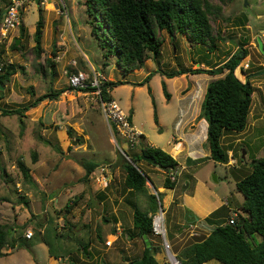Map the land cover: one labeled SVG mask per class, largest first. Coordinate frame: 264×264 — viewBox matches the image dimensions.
Masks as SVG:
<instances>
[{"label": "rangeland", "instance_id": "374dc122", "mask_svg": "<svg viewBox=\"0 0 264 264\" xmlns=\"http://www.w3.org/2000/svg\"><path fill=\"white\" fill-rule=\"evenodd\" d=\"M3 3L4 0H0V13H3ZM65 3L69 18L49 10L50 6L46 9V6L30 2L22 13L25 35L18 39L21 28H17L8 42L0 44V49L5 52L4 62L19 68L10 82L5 86L0 85L1 106L16 109L30 104L50 90L69 88L68 70L73 68L70 63L76 61L78 69L85 71L91 79L92 70L96 69L108 82L130 81V84H124L125 87L113 89V94L126 112L131 114L135 110L138 126L156 144L154 135L159 130L155 123L158 114L167 115L173 108L179 107V86L187 84L188 88L189 84L191 87L202 85L205 97L206 81L223 78L228 72L214 77L202 74L194 76L198 79L189 81H174L181 77L174 78L168 87L173 99L168 101L163 89V71L202 68L196 65L197 62H205V68L210 69L223 65L236 51H245L247 56L235 74L242 82H246V76H250L255 87L248 126L244 132H229L223 141L226 146H231L238 163L232 166L210 163L198 167L193 174L203 177L211 171L207 178L209 182L217 185L232 200L234 212H239L238 207L244 197L237 190L232 174L236 167H242L243 171H238L239 180L252 172L255 159L264 158V55L256 43V38L264 40V0H212V3L222 7L216 18L210 17L214 35L219 37L215 52L209 53L207 47L191 42L187 47L183 35L171 36L162 31L158 34L163 42L159 63L150 56L136 74L121 71L116 64V57L108 60L103 58L99 41L91 35L88 20L92 18L86 12V0H65ZM61 7L65 11L63 4ZM40 18L44 24V52L41 57H37L34 35ZM247 22L250 29L245 27ZM16 39L20 42L18 46L22 45L20 49L12 48ZM54 47L58 55L55 59L56 77L51 75L49 68L46 72L41 69L42 66L46 68V59L51 58ZM248 62H251L250 66ZM149 73L154 74L152 81L143 86L138 85ZM25 116L21 121L19 116H3L0 112V225L14 231L13 234L11 232L12 238L24 239L28 231H32L34 237L30 240L32 242L24 240L28 244L25 247L6 250L11 256H5L0 264H49L47 248L42 249L37 235L42 230L49 233V241L58 249L56 234L67 233L63 230V217L59 216L67 203L72 204V213L68 218L76 227L65 246L73 250L77 264H126L139 258L145 244L139 237H131L135 232L133 207L137 205L142 211H149L150 195H154L159 208L153 215L157 214L160 207L163 208L160 199L162 204L164 199L158 187L167 173L145 161H138L136 166L149 178L147 191L133 192L126 188L123 166L126 162H132L131 157L137 155L139 149L127 148L125 142L113 133L94 91H67L56 100L43 101L36 108L25 112ZM255 122V128L248 133ZM243 153L245 159L242 158ZM124 156L129 160L120 165ZM19 159L31 169L34 182L24 181L17 166ZM85 160L100 164L89 181L84 180L86 170L81 162ZM103 168L106 169V175L101 172ZM227 175L228 179L225 178ZM104 176L106 180L102 179ZM186 179L187 175L180 176V189L186 184ZM75 200L77 204H73ZM163 210L166 239L170 247H164L161 237L153 235V240L160 248L157 260L162 264H172L168 253L176 257L179 249L207 236L211 225L189 224L185 222L186 212H178L173 207L168 212ZM179 220L184 224L179 223ZM256 240L259 242L261 238L256 236ZM108 241L111 246L106 244ZM81 244H88L90 257L80 251ZM30 245L31 248H28ZM57 264H69V261L64 258ZM215 264L220 263L215 261Z\"/></svg>", "mask_w": 264, "mask_h": 264}, {"label": "trees", "instance_id": "16d2710c", "mask_svg": "<svg viewBox=\"0 0 264 264\" xmlns=\"http://www.w3.org/2000/svg\"><path fill=\"white\" fill-rule=\"evenodd\" d=\"M86 7L88 16L92 18L88 20L91 35L99 41L98 46L103 51V58L108 60L110 57H116L118 68L125 74L142 69L150 56H153L159 63L163 42L158 34L162 31H166L171 36L184 35L192 44L207 47L209 53L217 50L216 44L219 37L214 35L210 17L216 18L221 13L222 7L212 3V0H86ZM2 14L1 11L0 22ZM43 25V20L40 18L34 35V52L37 57H41L44 52ZM20 28L21 36L18 39L25 35L24 26L22 25ZM17 42L16 39L12 48L20 49L22 47V45L18 46ZM260 51L264 55V48ZM4 54V50L0 49V64L4 65V72L0 74V85L2 86L10 82L11 78L19 72L17 65L4 62ZM57 56V50L54 47L51 58L46 59V68L41 67L42 72H46L49 68L51 75L57 76V62L55 61ZM246 56L245 51L238 50L223 65L210 69L191 68L177 72L163 71V74L168 78L187 73L219 76L228 71L223 78L214 80L208 85L200 115L208 122L207 145L211 151V158L220 164H228L229 151L232 150L231 146H226L223 143L224 137L229 132H243L248 126L255 87L252 85L250 76H246V82H242L235 74L240 62ZM104 65L107 66V62ZM74 72L73 68L68 70V74ZM153 75V73L149 74L138 85L143 86L148 83ZM123 84L125 83L112 81L104 83L101 86L103 100H111L112 89ZM163 89L165 96L170 99L171 96L165 83ZM67 91L76 90L70 86L60 90L53 89L37 97L30 104L16 109H5L0 102L1 115H16L22 121L26 117L25 112L36 108L45 100H56ZM82 91H95V89L90 88ZM30 92L33 96L35 95L34 91ZM0 98L2 99V97ZM144 139L145 136L142 135L141 143L137 147L139 153L131 157L132 163L136 165L138 161H143L141 156L144 154L156 161V164H147L158 166L167 174L171 170L178 169L179 163L175 158L161 148L145 144ZM54 148L57 149L56 146ZM132 163L126 162L123 166L126 172L125 186L129 191L146 192L148 175ZM81 164L86 170L85 181H89L90 176L100 166L95 161L86 160ZM17 166L25 182H34L31 169L22 159L18 160ZM176 184L177 181L172 182L168 175L166 176L164 181L166 188L173 189ZM236 187L243 195L244 200L238 207L239 212H236L238 217L235 224L216 223L215 221L222 214L228 215L229 208L222 207L214 212L204 220V222L213 225L210 233L200 240L187 244L176 253L181 264H206L210 261H217L220 264H264V158L253 161L252 172L239 179ZM160 202V206H163L162 198ZM25 203L29 204L28 201ZM73 204H77V200ZM133 208V230L135 232L131 234V237H139L144 241L145 246L139 258L126 264H161L156 259L160 248L155 245L152 233V216L159 208L156 196L150 195L149 211H142L137 205ZM72 209V204L67 203L65 209L60 211L59 216H62L64 220L63 230L67 233L56 234L58 249L54 248L53 243L49 241L51 239L49 233L44 232L43 239L51 257L55 259L67 258L69 264H77L73 250L67 249L65 246L76 227L68 218ZM188 218L196 223L194 216H188ZM11 232L12 229L8 226L0 225V258L8 255L4 250L28 245L24 242V240H29L27 238L11 239ZM41 233L42 231L39 232L38 237ZM144 235L150 240V247H147ZM256 236L261 238L259 242L256 240ZM80 248L81 252L90 257L88 244H81ZM83 264L87 263L83 262Z\"/></svg>", "mask_w": 264, "mask_h": 264}, {"label": "crops", "instance_id": "0c3cea01", "mask_svg": "<svg viewBox=\"0 0 264 264\" xmlns=\"http://www.w3.org/2000/svg\"><path fill=\"white\" fill-rule=\"evenodd\" d=\"M3 7H4V3H3ZM47 7H49L48 8L49 10H54V8L56 7V1L50 2L49 4H47L46 9ZM245 27L247 29H250V25L248 22ZM184 37L186 38V43L188 47L190 42L186 36ZM257 39L258 38H256V43L258 45ZM262 42L264 44V40H262ZM205 64H206L205 62L196 63L197 66H201L204 69H208V68H205ZM248 64H249L248 66H250L251 62H248ZM137 71L138 70L131 72V73L136 74ZM92 72L100 73V71H97L96 69L92 70ZM153 73H155V71ZM149 74H152V73H149ZM199 75H202V74L187 73V74L178 76L181 78L174 80V81H178V80L181 81L183 79H187V81H189L190 79H198V78H194V76H199ZM174 78H177V77H174ZM174 78H168L167 76H164V78H162V80L165 82L167 86V89L169 87V83ZM150 81H152V79ZM213 81L214 80H207L205 87L206 86L208 87V85ZM116 82H124L125 84H130V81L128 80L116 81ZM120 86L125 87L124 84ZM191 86H192L191 84H189L188 88H187V84L185 86H182V85L179 86L178 91H177L178 96H179L178 100L180 102L178 108L176 109L173 108V110L171 112H168L167 115H162L160 113L158 114V123L156 122L155 123L158 126L159 130L157 131V134L154 135V140L156 144L152 143L149 137L138 126L137 114L134 109H132L134 110V112L131 111V114L129 113L130 121L142 133V135L145 136V139H144L145 144H148L149 146H152L154 148H161L165 152L169 153L179 163V167L176 170L178 173L177 174L178 179H177V184L175 188L173 189L166 188L164 185L165 180L164 181L161 180V183L158 187V191L162 195H164L163 208L165 209V211L168 212L172 207L174 210H177L178 212L184 211L187 214L185 222L192 224V225L204 223V225L206 226V225H210L204 222L206 218L210 217L214 212L220 210L222 207H227L229 208L228 215H225V214L223 216L221 215L219 218L215 220L216 223H218L219 221L225 223V222H228V220L232 216V213L234 212L232 200L228 196L226 197L222 193V191L217 188V185L209 182L207 178L209 176L208 174L211 171L203 177H198V176L193 175L198 167H202L204 165L205 166L210 165V163H217V162H215L211 158V151L207 146L208 122L205 119L200 117L201 107L205 99L204 90L202 89V85L200 86L193 85L194 87H191ZM117 88H119V86L115 87L114 89H117ZM114 91L115 90L112 89L111 96L113 99L116 100L113 94ZM168 92L171 96L170 99H168L169 101L173 99V95L171 94L169 89H168ZM183 101H184V104H182ZM150 115L152 118V113ZM169 120L170 122H168ZM257 122L253 124L254 127H252L248 133L252 132ZM226 136L224 137V140ZM177 140H180L183 143V150L178 155L175 153V151L173 150V146H172L173 142ZM237 141H239V139L236 140V142ZM229 156H230V161L227 164L228 166L229 165L232 166L230 164L231 161H235L236 163H238L232 150L229 151ZM155 167L161 170L158 166H155ZM238 171H243V168L240 166H238V168L236 167L232 174L231 178L235 180L234 181L235 185L238 181ZM184 175H187L188 179H186V184L183 185L182 189H180L179 188L180 176H184ZM225 178L228 179L229 176L227 175ZM188 216L190 217L194 216L196 218V223L193 222L192 220H189ZM179 221H180L179 223H181V220ZM181 224H184V222H182ZM212 228H213V225H211L210 231ZM43 234H44V230H42V233L39 235V237L37 235V237L41 241L39 245L42 247V249L47 248V251L49 254L48 247L44 243ZM30 240L31 239H29L28 241ZM28 248H31V245L30 247L28 246ZM4 252H6V250H4ZM157 255H156V259H157ZM10 256L11 255H8L7 257H10ZM3 258H6V257H3ZM3 258H0V260ZM60 260L61 259H55L54 257H51L49 254V258H48L49 264H57L60 262ZM206 264H215V261H210Z\"/></svg>", "mask_w": 264, "mask_h": 264}, {"label": "built area", "instance_id": "2783aa9c", "mask_svg": "<svg viewBox=\"0 0 264 264\" xmlns=\"http://www.w3.org/2000/svg\"><path fill=\"white\" fill-rule=\"evenodd\" d=\"M52 1H56V7L54 10L69 18V11L65 0H6L0 22V44L8 42L11 35H13V32L23 25L22 13L26 10L30 2H36L40 6H47V4ZM61 4H63L65 11L62 10ZM70 64L75 72L68 76L69 86L76 91L94 88L101 112L113 133L118 135L117 138H120L125 142L127 148L136 149L141 143L142 133L131 123L129 113L126 112L115 99L103 100L101 97V86L108 82L107 78L102 73L93 72V79H91V76L85 71L78 69L76 61H72ZM3 72L4 65L0 64V74ZM172 146L177 155L183 150V143L180 140L173 142ZM120 150L128 158L127 154L121 148ZM230 164L235 165L236 162L231 161ZM101 172L102 174H105L106 169H101ZM177 174V171L171 170L167 175L172 182H175L178 179ZM102 179L106 180V177L104 176ZM237 217V213L234 212L228 220V223L231 225L235 224ZM152 233L158 238L161 237L163 239L164 247L169 249V242L166 239L167 231L165 228V213L161 207L158 213L152 216ZM33 236L34 233L32 231H28L25 234V238L27 239H32ZM106 244L111 246L110 241L106 242Z\"/></svg>", "mask_w": 264, "mask_h": 264}, {"label": "water", "instance_id": "95a60500", "mask_svg": "<svg viewBox=\"0 0 264 264\" xmlns=\"http://www.w3.org/2000/svg\"><path fill=\"white\" fill-rule=\"evenodd\" d=\"M257 42H258V45H259V48L261 49V50H263V48H264V44H263V42H262V40L260 39V38H258L257 39ZM19 40H18V42H17V44L19 45ZM1 90H2V87H1ZM1 95H2V93H1ZM243 159H245V153H243V157H242ZM141 159L143 160V161H145V162H147V163H151V164H156V161L152 158V157H147V156H145L144 154H142V156H141ZM125 160H129V159H127L125 156H124V158L122 159V161H121V163H120V165H123L124 164V162H125ZM129 162H131V161H129ZM132 163V162H131ZM133 165H135L134 163H132ZM136 166V165H135ZM14 233V231L12 232V234ZM10 238L12 239V235H10ZM144 238H145V242H146V244H147V247H150L151 245H150V240L147 238V236L146 235H144ZM169 254V259H170V261L172 262V254L169 252L168 253ZM174 256V255H173ZM174 258L176 259V257L174 256ZM177 263H179L180 264V262L177 260Z\"/></svg>", "mask_w": 264, "mask_h": 264}, {"label": "bare ground", "instance_id": "6f19581e", "mask_svg": "<svg viewBox=\"0 0 264 264\" xmlns=\"http://www.w3.org/2000/svg\"><path fill=\"white\" fill-rule=\"evenodd\" d=\"M172 264H179V263H177V260L174 258V256L172 255Z\"/></svg>", "mask_w": 264, "mask_h": 264}]
</instances>
